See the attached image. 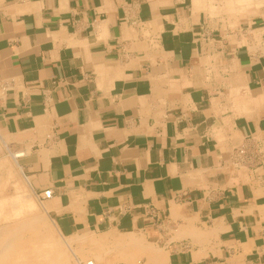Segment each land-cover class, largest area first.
Instances as JSON below:
<instances>
[{
  "label": "crops",
  "instance_id": "1",
  "mask_svg": "<svg viewBox=\"0 0 264 264\" xmlns=\"http://www.w3.org/2000/svg\"><path fill=\"white\" fill-rule=\"evenodd\" d=\"M1 199L3 264H264V0H0Z\"/></svg>",
  "mask_w": 264,
  "mask_h": 264
},
{
  "label": "bare ground",
  "instance_id": "2",
  "mask_svg": "<svg viewBox=\"0 0 264 264\" xmlns=\"http://www.w3.org/2000/svg\"><path fill=\"white\" fill-rule=\"evenodd\" d=\"M157 35V34H156ZM18 154V153H17ZM23 194V193H22ZM21 193H17V194H15L14 196H13V198L16 200H18V199H20L22 196ZM24 195H25V193H24ZM27 196V195H26ZM30 196V195H29ZM6 198H8V197H6ZM12 198V197H11ZM12 198V199H13ZM4 200V201H3ZM5 200L6 199H1V201H2V204L0 205V214H3L4 213V211H5V209H6V207L3 205V203H5ZM8 200V199H7ZM17 202V201H16ZM15 203V202H14ZM20 203V202H19ZM10 204H12V208H13V211H14V209H15V211H16V213H18V211H20V209H21V207L20 206H17V203H15L16 204V206H14L13 205V203H10ZM21 204H23V203H21ZM26 204V203H25ZM41 204V203H40ZM18 205H20V204H18ZM31 206H33V205H31ZM43 206V205H42ZM42 213V212H41ZM18 215V214H17ZM16 220V219H15ZM28 225V224H27ZM31 228V227H30ZM28 229V228H27ZM50 232V231H49ZM19 233L20 232H18V233H14L15 235H16V237L12 234V236L11 237H9V241H8V243L6 244V243H2V237H0V264H3L6 260H8L9 258H11V253H12V251H13V249H14V247L17 245L16 244V242L15 241H13V240H15L18 236H19ZM22 234V233H21ZM52 235V234H51ZM46 236V235H45ZM53 237V236H52ZM29 237H27V239H28ZM36 238H37V236H36ZM46 238V237H45ZM45 238L43 239V240H45ZM24 239V238H23ZM48 238H46V240H47ZM39 240V239H38ZM45 240V241H46ZM50 240V239H49ZM25 241V240H24ZM35 241H37V240H35ZM44 241V242H45ZM22 242H23V240H22ZM43 242V241H42ZM43 242V243H44ZM49 242V241H48ZM47 242V243H48ZM70 242V241H69ZM25 243V242H24ZM28 243V242H27ZM34 243V242H33ZM47 243H45L46 245H47ZM58 243V242H57ZM23 245V243H20V244H18V245ZM31 244H32V241H31ZM44 244V245H45ZM59 244V243H58ZM36 245V244H35ZM34 245V248L35 247H37V250L39 249L38 247H40V243H39V246H38V244H37V246H35ZM41 245H42V243H41ZM49 245V244H48ZM43 246V245H42ZM60 246V245H59ZM18 247V246H17ZM23 247H25V246H23ZM19 248L20 249H22V247H20L19 246ZM24 249V248H23ZM69 249H71V248H69ZM62 250V249H61ZM35 251V250H34ZM52 251V250H51ZM56 251V250H55ZM22 252H24V251H22ZM30 252H31V249H30ZM21 253V252H20ZM32 253V252H31ZM35 253H37V251L35 252ZM51 254V256L53 255L51 252H48V254ZM56 253V252H55ZM22 254V253H21ZM29 254V253H28ZM38 254V253H37ZM27 255V254H26ZM40 255V254H39ZM45 255V254H44ZM47 255V254H46ZM57 255V254H56ZM16 256V255H15ZM22 256H24V255H22ZM33 256V255H32ZM40 256H42V255H40ZM50 256V255H49ZM55 256V255H54ZM68 256V255H67ZM20 257V256H19ZM28 257V256H27ZM23 258L22 260L24 261L25 259H28V258ZM36 257V256H35ZM44 257V256H43ZM53 257V256H52ZM17 258V257H16ZM21 258V257H20ZM37 258V257H36ZM46 258V257H45ZM48 258V257H47ZM47 258H46V260H47ZM50 258V257H49ZM48 258V259H49ZM70 258V257H69ZM39 259V258H38ZM40 259H44V258H42V257H40ZM15 260V259H14ZM13 260V261H14ZM17 260V259H16ZM19 260V259H18ZM33 260H34V258H33ZM45 260V259H44ZM72 260V259H71ZM27 261V260H26ZM25 261V262H26ZM40 261V260H39ZM42 261V260H41ZM39 262V264H41V263H43V262ZM12 262V261H11ZM18 262V261H17ZM20 262V261H19ZM18 262V263H19ZM28 262H30L29 260H28ZM27 262V263H28ZM57 262H59V261H57ZM14 263V262H13ZM24 263V262H23ZM26 263V264H27ZM45 263V262H44ZM12 264V263H11ZM21 264V263H20ZM30 264H31V262H30ZM57 264V263H56Z\"/></svg>",
  "mask_w": 264,
  "mask_h": 264
},
{
  "label": "built area",
  "instance_id": "3",
  "mask_svg": "<svg viewBox=\"0 0 264 264\" xmlns=\"http://www.w3.org/2000/svg\"><path fill=\"white\" fill-rule=\"evenodd\" d=\"M51 196V190H46L43 193V197H50ZM87 264H95L94 261L90 260L87 262Z\"/></svg>",
  "mask_w": 264,
  "mask_h": 264
}]
</instances>
